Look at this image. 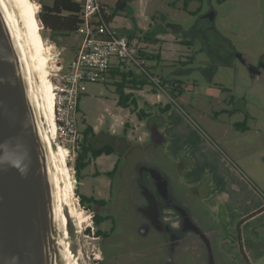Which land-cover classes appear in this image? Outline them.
I'll return each instance as SVG.
<instances>
[{"label":"rangeland","instance_id":"rangeland-1","mask_svg":"<svg viewBox=\"0 0 264 264\" xmlns=\"http://www.w3.org/2000/svg\"><path fill=\"white\" fill-rule=\"evenodd\" d=\"M54 1L25 0V7L35 36L42 43L48 78L55 86L74 61L81 37L77 32L54 35L44 28L39 19L41 3L52 6ZM146 3L153 24L149 34L157 36L162 30L181 41L166 42L171 50H161L163 60L150 64L158 65L156 72L177 82L183 92H176L178 103L161 116L151 107L171 102L168 94L173 85L166 86L165 91L150 85L134 91L139 109L153 113L141 121L136 113L117 104L111 76L105 83L81 84L79 129L82 132L87 126L94 127L97 133L93 144H111L116 153L104 154L88 166L80 183L74 167L76 153L62 139L53 143L56 149L60 145L66 149L75 211L82 218L78 214L71 218L70 241L78 264H95L100 240L88 234L87 229L93 225L92 212L80 204L77 188L90 194L97 184L90 176L99 171V185L107 192L109 179L103 174L121 159L118 175L124 176L135 167L136 158L169 173L175 190L193 198L195 214L205 218V228L215 235L212 254L216 259L223 264H264V0H191L189 10L200 8L199 15L184 11L182 0ZM130 9L117 15L132 18ZM155 45L160 53V44L148 47ZM241 124L248 129L236 127ZM154 125L165 137L158 146L151 141ZM186 158L192 160L179 169L176 162L184 164ZM184 168L197 176V184L188 175H180ZM122 184L118 182L117 187ZM196 244L185 243L176 253L175 264L209 263L208 250ZM149 247L150 253H144ZM140 256V262L147 256L154 264L166 261L164 241L158 232L148 241L141 239Z\"/></svg>","mask_w":264,"mask_h":264},{"label":"water","instance_id":"water-1","mask_svg":"<svg viewBox=\"0 0 264 264\" xmlns=\"http://www.w3.org/2000/svg\"><path fill=\"white\" fill-rule=\"evenodd\" d=\"M31 93L0 6V264H69L51 156ZM150 131L155 146L165 142L157 125ZM203 226L200 238L210 257L205 264H212L215 236Z\"/></svg>","mask_w":264,"mask_h":264},{"label":"flooded vegetation","instance_id":"flooded-vegetation-1","mask_svg":"<svg viewBox=\"0 0 264 264\" xmlns=\"http://www.w3.org/2000/svg\"><path fill=\"white\" fill-rule=\"evenodd\" d=\"M83 171L80 183L84 178ZM118 172L119 169H112L103 174L109 179L107 192H104V186L99 185L102 179L99 171L90 176L97 183L96 187H92V194H86L82 189L80 192L79 187L77 190L85 197L84 204L79 199L80 204L92 212L93 225L87 229L88 234L92 233L100 240V252L94 257L95 264H129V260L130 264H154L150 256L140 262V245L141 239L148 241L155 231L164 241L167 257L160 264H175L176 253L188 242H199L204 250L205 244L200 234L204 230L205 218L195 214L191 204L193 198L183 196L173 188L175 182L169 173L140 158H136L135 167L126 175L120 176ZM120 181L123 184L118 188ZM166 183L168 189L164 191ZM63 216L69 261L78 264L70 241L72 217L68 209ZM150 251L149 247L144 253ZM212 264L223 263L215 257Z\"/></svg>","mask_w":264,"mask_h":264},{"label":"built area","instance_id":"built-area-1","mask_svg":"<svg viewBox=\"0 0 264 264\" xmlns=\"http://www.w3.org/2000/svg\"><path fill=\"white\" fill-rule=\"evenodd\" d=\"M82 7L78 27L81 43L70 67L61 73L60 84L54 86V115L56 139L69 143L74 153L80 148L83 135L78 128V114L83 82L105 83L110 68L128 65L138 73L146 75L165 91L159 78L150 74L146 61L140 56L139 41L120 35L110 20V9L102 0H74ZM143 50V49H142ZM145 51V50H144Z\"/></svg>","mask_w":264,"mask_h":264},{"label":"trees","instance_id":"trees-1","mask_svg":"<svg viewBox=\"0 0 264 264\" xmlns=\"http://www.w3.org/2000/svg\"><path fill=\"white\" fill-rule=\"evenodd\" d=\"M182 1L184 11L190 13L191 15L200 14V8L196 11L189 10V4L191 0ZM174 4H176V2ZM126 9V1L118 0L115 8L112 11L110 10V20L119 12H125ZM81 11L82 7L74 0H55L52 6L41 3L39 19L42 22L44 28L50 30L52 34L66 36L71 33H78V27L81 23ZM146 38L148 39V37ZM187 44L189 43L187 42ZM139 54L145 59V67L150 71V74L154 77L159 78V80L162 82V86L166 88V86H168L169 84L173 85V87L169 89L168 94V96L171 98V102L167 103L166 105L158 104L151 107L153 111H157V114L164 116L166 112L171 109L173 104L178 103L177 98L179 95L176 94V92L181 93L183 92V89L181 86L177 85V82H170L169 80L164 79L160 74H158L156 72L157 66L149 65L150 62L160 61L161 57L158 54H150L142 49L139 51ZM109 76H111L110 78L113 81V85L115 86V91L117 94V104L120 107L130 109L133 113H136L138 115V118L141 121L153 116V113H151L150 111L147 112L142 108L139 109L137 97L134 94V91L142 90V88L145 86L150 85L152 87H156V85L150 80L148 76L138 73L135 69L130 68L128 65L125 66L124 63L119 67H111ZM236 127L242 131L248 129V126H246V124L237 125ZM81 133L83 135V139L80 143V148L76 152V161L74 166L76 179L79 180V182L82 178V171L90 166L93 162H95L96 159L103 156L104 154L111 155L116 153L115 147L111 144H105L102 146H95L93 144L94 138L96 137L94 127L87 126ZM120 163L121 159H119L115 164V171L119 169ZM78 197L81 203L84 204L85 197L80 193H78Z\"/></svg>","mask_w":264,"mask_h":264},{"label":"bare ground","instance_id":"bare-ground-1","mask_svg":"<svg viewBox=\"0 0 264 264\" xmlns=\"http://www.w3.org/2000/svg\"><path fill=\"white\" fill-rule=\"evenodd\" d=\"M0 6L5 13L6 19L11 24L19 44L20 53L32 91V100L38 118L43 126L44 138L51 156L57 188L56 200L58 203L59 222L65 227V219L63 216L65 207H68L71 217L78 214L75 211L76 196H74V186L68 168V155L64 151L66 149H62L65 147H61V145L57 149L53 146L57 136L54 115L55 90L54 84L48 78L49 74L47 67H45L42 43L35 36V31L30 24L25 7V0H0ZM78 217L81 218V215L78 214ZM68 259L70 260L69 255Z\"/></svg>","mask_w":264,"mask_h":264},{"label":"crops","instance_id":"crops-1","mask_svg":"<svg viewBox=\"0 0 264 264\" xmlns=\"http://www.w3.org/2000/svg\"><path fill=\"white\" fill-rule=\"evenodd\" d=\"M102 1L111 11L113 10V7H115L118 3V0H102ZM125 1H126L127 7L131 8L130 10L133 13L132 18L125 17L124 14L116 15L115 17H113L111 19L112 25L119 32H120V30L122 31V33L118 32L120 35L127 36L131 40L139 41L140 43H142V46L147 47L148 51L151 50L152 54H155V55L158 54L161 57L160 61H162L164 56L162 55L163 53L161 52V50H163V51L164 50H171V46H168V44L166 42L172 41V43H177V42H181V41H179L177 39L175 40L174 36L168 35L165 32H163L162 30L157 32V36H155V34H153V35L149 34L152 31V25L153 24H152V22L148 16V12H149L148 6L149 5L146 3L147 0H125ZM146 37H148V39ZM163 42H164V44H162ZM149 44H160L159 48H157L160 50L159 51L160 53H157V51H158V50H156L157 45L154 46L155 48L149 49V47H148ZM113 64L115 67H119V65H117L116 61H113ZM149 65H151V64H149ZM154 66H158V65H154ZM94 130H95V133H97L95 128H94ZM191 160L187 159V161L184 162V164L179 165L177 162H176V164L178 165V168L180 169L188 161H191ZM185 167H186V165H185ZM180 174L183 175L182 177H184V176L187 177V175H188V177L190 179L194 180L195 184H197V180H198L197 176L190 173V168H187L186 170L184 168L183 170H181ZM196 194H198V192H196ZM213 236H215V235H213ZM246 259L248 262V258H246Z\"/></svg>","mask_w":264,"mask_h":264}]
</instances>
